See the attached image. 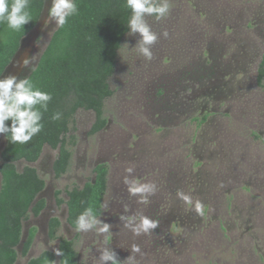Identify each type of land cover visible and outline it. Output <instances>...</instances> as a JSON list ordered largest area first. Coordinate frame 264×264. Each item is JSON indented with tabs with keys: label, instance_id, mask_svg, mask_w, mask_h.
Wrapping results in <instances>:
<instances>
[{
	"label": "rangeland",
	"instance_id": "rangeland-1",
	"mask_svg": "<svg viewBox=\"0 0 264 264\" xmlns=\"http://www.w3.org/2000/svg\"><path fill=\"white\" fill-rule=\"evenodd\" d=\"M170 3L165 19L146 17L159 37L151 60L134 47L139 35L126 34L109 79L113 93L104 102L106 127L89 134L94 113L79 109L70 125L75 143L68 171L55 178L49 165L57 149L49 147L32 163L46 182L42 197L48 202L41 220L23 223L37 227L32 255L57 248L44 232L55 215L58 233L74 242L78 264H98L106 246L124 260L133 245L141 249L134 254L138 264H264V78L257 75L264 1ZM55 29L46 13L30 46L32 57ZM205 114L204 121L195 119ZM99 161L109 170L100 217L112 225L107 245L95 231L69 227L65 205L55 201L56 190L65 199L66 189L92 179ZM25 163L18 162V169ZM125 176L155 184L148 203L128 192ZM178 192L201 202L203 214ZM169 213L174 218L166 224ZM141 215L158 221L151 234L135 235L121 219ZM24 259L20 255L19 263Z\"/></svg>",
	"mask_w": 264,
	"mask_h": 264
},
{
	"label": "trees",
	"instance_id": "trees-1",
	"mask_svg": "<svg viewBox=\"0 0 264 264\" xmlns=\"http://www.w3.org/2000/svg\"><path fill=\"white\" fill-rule=\"evenodd\" d=\"M264 1V0H263ZM45 0H30L32 20L20 32H14L0 23V75L17 51L21 38L38 22ZM79 13L70 17L64 28H56L37 65L28 75L42 91L51 93L48 111L43 113L42 131L27 144H13L5 137L0 152V264H14L18 258L17 246L23 231V222L30 214L37 216L45 206L43 197L35 200L45 187V180L35 162L45 145L58 149L53 162L55 178L69 168L72 156L71 145L74 135H69L77 110H91L94 121L89 134L102 129L107 118L104 102L113 93L109 79L117 62L118 51L129 32L127 27L131 15L125 0H76ZM258 81L264 78V51L257 71ZM61 113V119L53 121L51 116ZM195 119L204 121L206 114ZM10 125V121L6 122ZM26 163L19 170L16 162ZM108 165L100 163L93 169L95 176L82 186L66 189V198L55 191L57 205L66 204V222L75 228L77 216L88 206L101 212V202L107 187ZM59 217L48 221L47 234L50 240H57V248L64 253L59 264H78L74 242L58 233ZM37 228L32 226L24 240L21 256L29 252ZM56 255L51 249H43L25 264H54Z\"/></svg>",
	"mask_w": 264,
	"mask_h": 264
},
{
	"label": "clouds",
	"instance_id": "clouds-1",
	"mask_svg": "<svg viewBox=\"0 0 264 264\" xmlns=\"http://www.w3.org/2000/svg\"><path fill=\"white\" fill-rule=\"evenodd\" d=\"M50 5L47 11L49 22L56 28H64L70 17L79 13L76 0H46ZM131 15L127 22L128 35L138 34L139 40L135 46L139 55L146 60L152 58V46L157 42L158 35L148 24L146 17H153L160 21L165 19L171 10L170 0H125V5ZM32 20L30 0H0V23L6 24L14 32H20L24 26ZM167 36V33H162ZM32 58L25 57L13 67L28 68ZM52 95L42 91L27 77H19L15 74L0 75V134L10 138L13 144H27L34 136L39 134L44 125L43 113L48 111ZM51 119H61V113L55 112ZM10 121V125L6 122ZM126 171L130 174L133 169ZM124 177V183L128 186V192L133 196H139L141 203H148V196L156 191L155 184L141 183L138 178ZM178 198L188 204L194 203V210L203 214L204 206L201 202H193L191 197L183 192L177 193ZM101 207H106L102 205ZM95 207H86L76 218L75 228L78 232L95 231L104 237L107 245L111 239L112 225L104 222ZM125 221L124 226L135 235L151 234L158 227V221L147 216L121 217ZM56 256H63L59 248H54ZM131 253L126 259H118L117 253L111 247L100 250L98 264H138L134 254L141 253L138 245L131 247Z\"/></svg>",
	"mask_w": 264,
	"mask_h": 264
},
{
	"label": "water",
	"instance_id": "water-1",
	"mask_svg": "<svg viewBox=\"0 0 264 264\" xmlns=\"http://www.w3.org/2000/svg\"><path fill=\"white\" fill-rule=\"evenodd\" d=\"M47 10H48V3L45 0L44 6L42 8V12L40 14V17L38 19L37 24L26 35H24L21 38L20 45H19L17 51L15 52V54L12 57V59L10 60V62L6 65L4 71H3V73L1 75H3V74L7 75V74L11 73V74H15V75H17L19 77H28V75L31 73L32 69L37 65L38 60H39L42 52L44 51L45 47L47 46L49 40L45 44H43V46H41L39 48H36V50L34 51V54L36 56L33 54L35 57L31 56L32 52H31V47L30 46L33 45L32 41H33V39L36 36V32L38 31L39 27L41 26L42 20L45 17V15L47 13ZM55 30H53V32ZM30 56L32 58V63L30 64V66L28 68L21 69V68H18V67H13V65L17 64L23 58H25V57H29L30 58ZM42 193H43V190L40 193H38V195L36 196L35 200L41 198L42 197ZM48 221H49V218L47 219V221L45 223L46 225H45V229H44V232L46 233L47 236H48V234H47ZM28 230H29V227L25 228L23 226L22 237H21L20 243L17 246L18 256L21 255V250H22V247H23L24 240L26 239V237L28 235ZM32 257H34V255H32V253L29 250V252L25 256L24 261L21 262V263H18V264H25ZM54 264H59V256H56V260H55Z\"/></svg>",
	"mask_w": 264,
	"mask_h": 264
},
{
	"label": "flooded vegetation",
	"instance_id": "flooded-vegetation-1",
	"mask_svg": "<svg viewBox=\"0 0 264 264\" xmlns=\"http://www.w3.org/2000/svg\"><path fill=\"white\" fill-rule=\"evenodd\" d=\"M30 58H31V56H30ZM260 60H261V58H260ZM21 69H23V68H21ZM20 69V70H21ZM214 87V86H213ZM218 87V85H215V87L214 88H217ZM212 92H214L215 93V90H212ZM88 111H91V110H88ZM93 112V111H92ZM94 113V112H93ZM107 123H108V121H107ZM107 123H106V125H107ZM106 125L102 128V129H104L105 127H106ZM102 129H100L99 131H97V132H100ZM97 132H95V133H97ZM94 133V134H95ZM0 137H2L3 139H4V142H3V146H2V148L0 149V152H1V150L3 149V147H4V145H5V138H4V136L2 135V134H0ZM2 139V140H3ZM45 147H49V148H51L50 146H48V145H45L44 147H43V149H42V152H41V154H40V156H39V158L42 156V153H43V151L45 150ZM57 154H58V149H57ZM38 158V159H39ZM55 158H56V156H55ZM55 158L53 159V161L51 162V164L49 165L50 166V168H51V171H52V173H53V175H54V171H53V162H54V160H55ZM37 159V160H38ZM36 160V161H37ZM21 161H23V160H21ZM21 161H18V162H21ZM35 161V162H36ZM43 161H44V163H47V160H46V158H43ZM18 162H16V165H17V163ZM25 162V161H24ZM32 163H34V162H32ZM32 163H30V165L32 164ZM100 163H106V162H104V161H99V162H96L95 163V165L93 166V169H94V167L96 166V165H98V164H100ZM107 164V163H106ZM33 166V165H32ZM18 168V167H17ZM36 168V167H35ZM68 171V170H67ZM66 171V172H67ZM65 172V173H66ZM64 173V174H65ZM63 174V175H64ZM63 175H61V176H63ZM60 176V177H61ZM94 176H95V173H94ZM0 184H1V175H0ZM47 187H46V182H45V187H44V189H43V192H44V190L46 189ZM104 198V197H103ZM45 199V198H44ZM55 201H56V199H55ZM45 206H44V208L42 209V211L40 212V214L39 215H37V216H34L33 214H30V217L29 218H34V219H36V218H38L39 217V219L41 220V218H43V214H44V210L47 208V205H48V202L46 201V199H45ZM62 204H64L65 205V207H66V204L65 203H62ZM61 204V205H62ZM56 205H57V203H56ZM103 205V200H102V202H101V206ZM58 206V205H57ZM103 208L104 207H101V214L103 213ZM66 210H67V207L65 208V211L63 212V216H64V219H65V222H66ZM61 215V216H62ZM42 216V217H41ZM55 216V215H54ZM186 216V215H185ZM41 217V218H40ZM52 217V216H51ZM50 217V218H51ZM57 217H59V216H57ZM187 217V216H186ZM29 218L28 219H26V220H29ZM49 218V219H50ZM174 218V214H172V213H169L168 215H167V217L166 218H164L163 220H164V222L166 223V224H168V222L171 220V219H173ZM25 220V221H26ZM24 221V222H25ZM161 221V219H159V222ZM23 222V223H24ZM66 224H67V222H66ZM68 225V224H67ZM23 226H24V224H23ZM40 226H42V224H41V222H39V226L38 227H40ZM69 226V225H68ZM162 226V225H161ZM60 227H61V225H60ZM70 227V226H69ZM37 228V227H36ZM72 228V227H71ZM39 229V228H38ZM74 229V228H73ZM160 229V228H159ZM49 238V237H48ZM34 239H35V237H34ZM34 239H33V242H34ZM33 242H32V245H33ZM32 245H31V247H32ZM19 257H20V255L18 256V258H17V260L15 261V263L14 264H18L19 263Z\"/></svg>",
	"mask_w": 264,
	"mask_h": 264
}]
</instances>
